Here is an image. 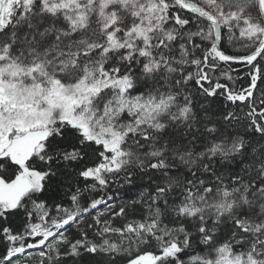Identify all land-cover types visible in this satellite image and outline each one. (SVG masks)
Instances as JSON below:
<instances>
[{
    "label": "snow or ice",
    "instance_id": "snow-or-ice-1",
    "mask_svg": "<svg viewBox=\"0 0 264 264\" xmlns=\"http://www.w3.org/2000/svg\"><path fill=\"white\" fill-rule=\"evenodd\" d=\"M0 264H264V0H0Z\"/></svg>",
    "mask_w": 264,
    "mask_h": 264
},
{
    "label": "trees",
    "instance_id": "trees-1",
    "mask_svg": "<svg viewBox=\"0 0 264 264\" xmlns=\"http://www.w3.org/2000/svg\"><path fill=\"white\" fill-rule=\"evenodd\" d=\"M116 195H117V197H119L120 193H117Z\"/></svg>",
    "mask_w": 264,
    "mask_h": 264
}]
</instances>
